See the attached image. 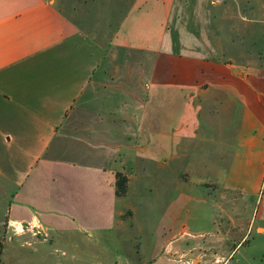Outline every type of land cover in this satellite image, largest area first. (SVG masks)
<instances>
[{"label":"crops","instance_id":"1","mask_svg":"<svg viewBox=\"0 0 264 264\" xmlns=\"http://www.w3.org/2000/svg\"><path fill=\"white\" fill-rule=\"evenodd\" d=\"M186 1L133 0L99 37L56 0H0V224L27 227L13 242L46 245L31 225L67 242L72 264H131L119 260L117 233L135 217L130 195L148 191L150 208L178 205L173 223L192 176L215 231L187 250L170 241L164 264H231L253 232L259 242L235 264L264 258V52L237 63L199 28L174 32ZM194 1L188 11L206 17L213 3ZM201 141L214 154L204 157ZM117 173L129 179L125 197Z\"/></svg>","mask_w":264,"mask_h":264},{"label":"rangeland","instance_id":"2","mask_svg":"<svg viewBox=\"0 0 264 264\" xmlns=\"http://www.w3.org/2000/svg\"><path fill=\"white\" fill-rule=\"evenodd\" d=\"M132 1L56 0L59 9L71 21L85 31L99 37L105 35L108 29L111 32L115 29V25H117L120 19V14ZM188 1L177 9L169 26L171 30L175 32L182 27L188 26L194 30L199 28V34L195 33V36L201 37V41H204L203 38H206L205 36H209L206 39L217 48V56L232 58L237 63L246 61L247 57H258L260 53L263 54L264 10L256 14L249 12L246 10V0H202V5L203 3L217 5L214 6L212 4L210 6L206 17H199L197 11L193 12V6L189 7L190 10L188 11ZM197 1L195 0L194 4H197ZM258 1L264 4V0ZM190 2L193 3V0H190ZM206 25L208 26V30L203 33L202 31H204ZM231 54H233L232 57L230 56ZM226 117V115L222 116L219 114L217 119L215 118V121L224 123L230 120L228 124H231V127H233L240 120L239 112H232L229 120H226ZM231 131H234V129L232 130L231 128ZM235 137H232V139ZM211 147L202 142L199 152L205 153L204 157L209 153L214 154L212 153L214 151L210 152ZM229 147L233 148V146H227V148ZM214 148L216 149L217 147L215 146ZM198 150L199 147L194 153L198 152ZM193 182L194 177L191 176L189 179L190 186L188 187V197L190 198L184 204V215L178 220L173 221V223L170 213L174 212V214H177L180 210V208L179 210L177 209L178 205L172 210L166 208L165 204L163 206L159 201L157 203L158 206L150 208L151 203L144 204L149 202L148 197L150 195L148 191L145 194H138L134 191L130 195L131 205L137 208V210H135L134 218L125 219V226L120 225L118 227L117 233L120 236L121 242L119 245L121 253L120 261L124 259L125 262V259H128V262L131 264H164L168 257L163 255V251L170 241L173 248H184L187 250V246L194 247L195 245L202 244L205 241L203 240V237L206 236L205 234L209 235V232L215 231L214 224L208 219L210 218L209 213L197 206L198 193L196 190H193L195 186ZM177 200V192H174L173 201L177 202ZM141 204H143L142 207L140 206ZM130 215L128 213L127 217ZM237 219L239 221L241 217ZM241 222L245 224L246 220ZM240 226L242 224L238 225V227ZM32 227L30 225L28 229L31 228L38 237L46 240V245L32 244L29 246L28 244H17L15 241H12L15 238L14 234H19L15 232L14 227H10L7 223L0 224V242L5 249L4 264H72L70 262L71 254L67 242H63L60 239L50 242L52 238H48L45 233L41 232V229ZM26 229L27 227L24 226V232ZM171 238L173 239L171 240ZM257 238L259 237L253 232L250 235V241L246 244L242 243L235 250L234 253H238L231 264H235L237 259H241L240 256L246 251L252 250L253 248L248 247V244L252 243L251 241H253V244L254 241L258 243ZM110 240L105 242L109 245V249H114L116 247L115 242ZM78 243L82 244L80 241ZM118 253L119 250L116 254ZM192 256L193 254H189L185 259L192 258ZM74 259H77V264H85V258L83 257ZM251 261L254 264H264V258H251ZM242 263L245 264L244 261ZM88 264L90 263L88 262Z\"/></svg>","mask_w":264,"mask_h":264},{"label":"trees","instance_id":"3","mask_svg":"<svg viewBox=\"0 0 264 264\" xmlns=\"http://www.w3.org/2000/svg\"><path fill=\"white\" fill-rule=\"evenodd\" d=\"M129 179L122 173L116 175V194L119 197H123L128 193ZM3 245L0 242V264H2Z\"/></svg>","mask_w":264,"mask_h":264},{"label":"built area","instance_id":"4","mask_svg":"<svg viewBox=\"0 0 264 264\" xmlns=\"http://www.w3.org/2000/svg\"><path fill=\"white\" fill-rule=\"evenodd\" d=\"M12 227H14L16 233H23L24 232V226L20 224H15Z\"/></svg>","mask_w":264,"mask_h":264}]
</instances>
